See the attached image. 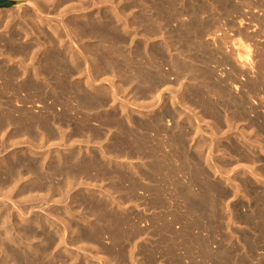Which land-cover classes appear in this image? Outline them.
Listing matches in <instances>:
<instances>
[{"label":"bare ground","instance_id":"bare-ground-1","mask_svg":"<svg viewBox=\"0 0 264 264\" xmlns=\"http://www.w3.org/2000/svg\"><path fill=\"white\" fill-rule=\"evenodd\" d=\"M106 1L50 0L47 1L50 2L49 5V3L44 4V1L41 3L38 0L39 3H31L30 8L26 7L23 10V15H18V17H16V12L15 16L14 12L12 13L10 10H0V154L3 150L6 152L9 148L14 147L15 150V147L18 149L21 146L26 150V155L40 158L32 160L29 159L30 157L20 158L21 152H12V156L8 152L7 156H4L0 161V264H76L79 256L73 251L65 250L72 256L71 259H68L70 256L67 258L68 262L71 260V263H68L60 255L63 245L68 247V245H77L82 242L84 244L86 241V243L89 242L87 245L93 243L94 246V244L101 242L104 234L107 235L108 233L109 236L112 235L114 240H111L115 241V245L120 241L126 243L124 239H121L123 235L126 240H128L127 236L130 235L134 239L137 238L138 242L140 238L146 237L141 234L142 231L145 235L146 227L143 228L144 232L133 226L130 229L129 223L134 218L132 217L130 221L127 219L131 218L128 214V216H124L126 215L124 214L123 217L116 212H110V207L115 206L125 210L127 208L125 205L129 204L133 207L137 206L138 209L140 204L137 202L144 198L146 203H149L147 201L150 198V202L157 207L154 209L159 210L160 207L162 208L160 211L168 209L173 201L182 202L184 212L178 211L175 214L174 211L177 208H182L178 205L176 208L174 204L176 209L173 211L171 208V212L168 210L176 216L177 213L180 216L181 213H186L183 215L190 223L188 221V225L185 219L184 222L188 225L187 231L184 232L181 229H185L186 226L181 227L180 233L177 234L180 236L183 234L181 231L184 232L180 236V238L185 237L182 238L181 243L175 237L171 239L174 243L175 241L180 244L184 242L186 248H184L185 250L182 248V250L186 251L185 255L189 254L187 257L190 260H194V255H196V258L200 257L198 264H208L213 259L207 249L210 247H208L209 240L204 238L202 233L203 231L205 233L206 227L213 226L217 218L222 217L220 203L222 204V201H225L223 204L227 203L228 200L226 201L225 198L230 196V193L211 179V172L214 176H222L221 169H224L222 166L228 165L225 162L220 164L216 160L217 157L222 152L224 156L225 151H229L230 156L235 154V167L233 168L238 170V166H242L243 170H247L246 172L252 176L257 174L254 170L262 162L260 158H255L253 155L258 152L264 154V143L255 140L256 137L253 138L256 135L264 137V113L261 114V110L258 111L260 107H264V105L259 104L261 95L264 96V65L261 61L255 65V59L252 57L254 35L252 37L241 29L238 32V37L233 36V40L230 41L232 48H234L233 51L230 46V49H227L228 46H224L227 52L228 50L233 52L234 55L229 51L233 55L232 58L235 56V60L241 65V70L244 69L238 76H242L241 81L245 83L239 87L236 85V79L235 84H233L234 82L231 84L226 81L227 78L223 79V75H219L221 66L234 63L230 62L231 56L226 55L228 54L226 51H223L226 53L223 54V46H221V50L217 40L218 44L215 43V45L218 48H215L214 45V49L210 47L211 44L208 45V42L205 41V36L213 35L212 37L216 39L217 34L223 31V27L219 26L221 30L217 27L221 20V17H218L221 14L217 13V10L197 3L196 6H193L194 3L193 5H184L179 10L178 4L181 0H169V2L167 0H165L167 2L152 0L149 4L151 5V14H147L146 9L145 12L142 10L138 17L133 15L134 18L131 22L128 19V14L125 13L126 11L123 9L120 13V9L117 11L116 8H119L115 6L117 0H112L113 7H116L114 17L105 16L104 8H98L100 17L97 15L94 17L93 8L98 7L99 2L104 5L108 2ZM130 1L134 8L140 2L148 4L146 0ZM221 1L216 0L215 4L218 3L223 6ZM121 2L122 0L117 2L118 5L119 3L121 5ZM67 5L71 6L67 7ZM51 13L54 16L56 14V18L62 19L58 22L56 19L54 21L51 19L52 17L49 18ZM78 14L83 15L81 20L83 23H77L78 17L75 16H79ZM122 16L123 18H121ZM184 16H187L186 21L182 20ZM249 16L247 17L249 18ZM255 18H251L249 22L254 23ZM227 19L229 18L225 20ZM243 20L239 19L238 22H240L236 25L243 26L245 21ZM119 23L124 27L119 26ZM228 27L231 26L228 25ZM214 28L217 30L215 31ZM133 30L135 37L133 36L129 43L131 46L134 44L135 47L127 54L124 49L128 40L125 35H122V32L130 33V36L131 32H134ZM135 38L138 39L135 40ZM160 38H162V44L155 46L153 42ZM141 43L144 44L143 47L138 45ZM221 43L224 44V41ZM18 58L20 66H7L11 65L12 62L15 64ZM4 61H8L7 64L5 63L6 66ZM233 65L236 66L235 63ZM245 70L248 72L254 70L257 76L252 80L244 79L246 75L241 74H244ZM233 74H235V69ZM232 81H234L233 78ZM227 83L233 87L235 85L234 89L239 91V93L236 92L238 96L233 97L231 95L234 91L230 93L231 89L229 90ZM105 84L107 87L103 86ZM243 89L245 91L242 93ZM21 93L23 94L21 95ZM258 97L260 98L258 99ZM261 99L264 104V97ZM1 100L5 102L2 103ZM15 100L17 101L15 102ZM20 102L22 103L20 104ZM27 102L33 103L32 105L36 103L37 108L42 107L45 111L42 115H31L29 114L30 111L23 110V105L24 103L26 105ZM15 112L16 114L18 112L19 116L14 115ZM138 115H144L148 119L140 120ZM241 122H248L249 127L253 129L251 132L254 131L255 135L249 136L244 129L239 128ZM202 124L204 126L206 124L209 129L208 133L205 132ZM225 127L229 128V131L235 130L237 137L235 143H231L229 148L220 151L219 139L223 135H227L226 140L229 139L228 134L230 132L223 134ZM237 130L238 133H236ZM251 132L248 133L251 134ZM205 136L209 138L206 139ZM95 145L98 147L95 148ZM10 157H13L14 161L10 160ZM136 159L142 161L148 159L145 170L139 168L140 165H135ZM259 174L257 176L260 177L262 173ZM227 181L230 182V180ZM249 181L245 179L239 184L236 180H232L235 182L234 188L236 189L233 198L236 199L243 192V187L250 189ZM31 182L32 184H30ZM195 187H198V193L194 192ZM34 193L37 196H33ZM62 198H66L65 200H68L69 204L62 208L56 206L54 211L46 210L42 206L40 210L45 212V217L37 215L36 219H33L30 216L29 205L34 199L38 200L40 204L47 205L49 201H55L58 205L64 201ZM261 198L259 199L261 200ZM170 201L172 202L170 203ZM79 203L89 210V212L87 211L88 214L99 218V222H97L99 225L91 228V231L87 229V232L84 230L82 233H79L78 229V233L75 234L77 226H73V224L71 226L69 222L71 219L68 220L65 217L76 218V211L71 208V205ZM180 203L178 202V204ZM63 209H65V217L62 216ZM233 209H230L231 212L228 209L231 214L227 213L230 214L228 216L229 223L235 224V210ZM166 213H163L162 217ZM154 215H152V221L157 217ZM183 215L177 216L180 218L179 220L185 218ZM84 216L81 215L80 220L88 223V216ZM137 216L134 220L138 218ZM158 216L161 218V214ZM170 216L168 217L171 218ZM168 217L165 216L164 218L167 219ZM140 220L142 219L140 218ZM251 220H247L248 224H251ZM162 221L160 220L164 225L168 220ZM173 221L171 220V223ZM229 223L228 228H232L230 227L232 224ZM59 224H63L64 227L58 228L60 227ZM138 224L137 227L141 223ZM169 225H171L170 222ZM126 226L129 228L125 229ZM134 226L136 227V223ZM151 226L155 228L152 224ZM189 226L194 227L199 232L193 233V235L190 233L191 228ZM47 229H52L53 234ZM158 229L156 230H161ZM163 230L170 231L168 228L165 229V226ZM157 231L155 235L159 233ZM172 231L173 229H171V235L167 232V236H174L175 232L173 234ZM191 232H193V228ZM177 235L175 236L179 238ZM131 239L127 242L134 241ZM171 239L169 240L172 242ZM165 241L168 242V239ZM159 243L157 244L161 245L160 240ZM121 244L120 247L118 244L114 246L121 248L123 245ZM180 244L177 246L178 249L182 247L179 246ZM195 244H198L199 247L195 248L197 247L194 246ZM135 245L137 244L131 247L139 249L138 245ZM175 245L177 244H171L169 247L172 248ZM165 247H167V243ZM79 248L84 249L83 251L86 250V247L81 248L80 246ZM152 249L151 251L155 253ZM154 249L156 250L155 247ZM172 250L170 249V251ZM134 251L132 250L131 257L124 250L119 251V256L125 258L127 255L126 257H129L130 261L132 258L134 262L131 261L132 264H138V262L135 263L137 259L134 260L137 255ZM172 252L167 254L170 255ZM148 253L146 251V255L143 254L147 256L149 261L156 263V257L150 254V251ZM184 254L183 256H185ZM191 254H194V257L191 258ZM228 256L227 254L225 257H219V264L230 262L232 257ZM182 257L180 256L179 259ZM185 257L183 258L185 259ZM161 258H163L162 255ZM179 259H175L174 264H180ZM104 260L106 258L103 259V262ZM193 264H197V262H193Z\"/></svg>","mask_w":264,"mask_h":264},{"label":"rangeland","instance_id":"rangeland-1","mask_svg":"<svg viewBox=\"0 0 264 264\" xmlns=\"http://www.w3.org/2000/svg\"><path fill=\"white\" fill-rule=\"evenodd\" d=\"M13 1H17V2H19L20 4H19V6H17V7H15V8H3V9H0V10H3V11H6V10H10V11H12V13L13 14H15V16H16V13H17V16L16 17H18V15L19 16H22L23 15V10L27 7V8H30V4L31 3H33V4H35V2L37 3L38 2V0L36 1V0H13ZM32 1V2H31ZM42 1H44V4L46 3H49V5H50V2H47V1H50V0H40V2L42 3ZM99 1V0H98ZM103 1V0H102ZM106 1V0H105ZM108 1V2H107ZM106 2L107 3H105L104 5L102 4V3H98V4H100V5H98V7L96 6V8H93V10L95 11V14H94V17H96V15H97V17H100V12H99V9H101V8H104V10H103V13H106L105 14V16H108V17H114V13H116L115 11H116V9H117V11H119V9H120V11H119V13L121 12V10L123 9L124 11H126L125 13L126 14H128V19L132 22L133 20H132V18H134L133 17V15H135V17H138L141 13H142V10L145 12V9H146V12H147V14L149 13V14H151V12H150V7H151V5H149V4H151V2H152V0H146V2H148V4L146 3V4H144V2L143 3H139L138 4V6L137 7H132V2L130 1V0H127V1H125V0H122V2H121V5H120V3H119V5H118V3L117 2H120V0H117V2H115V6L117 7H119V8H114L113 7V5L114 4H112V0H107ZM115 1V0H114ZM113 1V2H114ZM125 1V2H124ZM135 1H137V0H135ZM165 1V0H164ZM168 2H169V0H167ZM167 1H165V2H167ZM204 1V2H203ZM216 1V0H215ZM215 1L214 0H181L180 1V3L178 4V9L179 10H181L182 8H183V6L184 5H193V3H194V5L193 6H196V3L197 4H204V5H206V6H210L211 7V9L213 10H217L216 12L217 13H219V14H221L220 16H218V17H221L219 20H220V24H218L217 25V27H219V26H221V28H222V30L225 32L226 31V33H224L223 31L221 32L220 31V33H218L217 34V38L216 39H214L212 36L213 35H207V36H205L206 38H205V41L206 42H208L207 44L208 45H210V47L211 48H213L214 49V45H215V43L216 44H218L219 43V45L218 46H223V49L224 50H222V47H221V50H222V52L224 51H226L227 52V49L229 48L230 49V47H231V50L232 49H234V48H232V46H231V44H230V41H232L233 40V38L235 37V38H237L238 37V32L239 31H241V29H242V31H244L245 33H247V34H250L251 36L252 35H254V40L252 41V50H254L253 51V54H252V57L255 59L254 60V62H255V65L257 64V63H259V61H261V63L264 65V0L263 1H261V0H228L227 2H226V0H222L221 1V3H222V5L224 6H221L220 4H215ZM247 1V2H246ZM259 1V2H258ZM110 2V3H109ZM130 2V3H129ZM133 2H134V0H133ZM188 2V3H187ZM191 2V3H190ZM203 2V3H202ZM238 2V3H237ZM249 2H251L250 4H249ZM252 2H254V3H252ZM257 2V3H256ZM261 2V3H260ZM39 3V2H38ZM126 3V4H125ZM128 3V4H127ZM187 3V4H186ZM208 5H207V4ZM224 3V4H223ZM70 4V3H69ZM73 4V3H72ZM103 6H102V5ZM110 4H112V5H110ZM142 4V5H141ZM215 6H214V5ZM231 4V5H230ZM239 4V5H238ZM241 4V5H240ZM252 4H255V5H252ZM259 4V5H258ZM146 5V6H145ZM217 5V6H216ZM243 5V6H242ZM246 5H248V6H246ZM263 5V6H262ZM48 6V5H47ZM66 6V5H65ZM64 6V7H65ZM68 6H71V5H67V7ZM130 6V7H129ZM141 6V7H140ZM180 6V7H179ZM198 6V5H197ZM230 6V7H229ZM237 6V7H236ZM239 6V7H238ZM262 6V7H261ZM114 8V10H113V8ZM209 7V8H210ZM213 7V8H212ZM221 7H222V9H221ZM227 7V8H226ZM258 7H260V8H258ZM66 8V7H65ZM64 8V9H65ZM99 8V9H98ZM127 8V9H126ZM132 8H133V10H136V11H133L132 10ZM224 8H225V10H224ZM235 8H236V10H235ZM238 8V9H237ZM241 8H243V9H241ZM253 8V9H252ZM263 8V9H262ZM149 9V10H148ZM251 10V11H249V10ZM258 9H260V10H262V11H260V10H258ZM105 10H107V11H105ZM112 10V11H111ZM133 12H132V11ZM222 10V11H221ZM239 10V11H238ZM242 10V11H241ZM244 10H246L247 12H245ZM254 10V11H253ZM130 11H131V13H130ZM141 11V12H140ZM226 11V12H225ZM228 11V12H227ZM232 11H234V12H232ZM238 11V12H237ZM253 11V12H252ZM258 11V12H257ZM16 12V13H15ZM22 12V13H21ZM85 12H87V11H85ZM85 12H83L84 14H85ZM130 14H129V13ZM232 12V13H231ZM252 14H251V13ZM256 12V13H255ZM112 13V14H111ZM133 13V14H132ZM140 13V14H139ZM234 13V14H233ZM249 13H250V16H249ZM260 13V14H259ZM11 14V13H10ZM21 14V15H20ZM108 14V15H107ZM114 14V15H113ZM125 14V15H126ZM236 14V15H235ZM246 14V15H245ZM256 16H255V15ZM47 15H49V14H47ZM47 15H45V16H47ZM52 15V16H51ZM72 15H76V14H72ZM79 16H75V17H78V19H76V21H77V23H80L81 22V20H82V14H78ZM81 15V16H80ZM99 15V16H98ZM234 15V16H233ZM240 15H241V17H240ZM252 15H253V17L255 18V20L257 21H254V23L253 22H249L250 21V19L251 18H253L252 17ZM55 16H57L56 14H55ZM54 15H53V13H51L50 14V16H49V18L50 17H52L51 19H54V21H55V19L57 20L56 22H58V21H60L61 19L59 18H56ZM206 17H207V15H205ZM205 16H203V18H205ZM236 16V17H235ZM247 16H249V18L247 17ZM262 16V17H261ZM54 17V18H53ZM127 17V16H126ZM121 18H123V16L121 17ZM223 18H229V19H227V20H225V19H223ZM245 18V19H244ZM258 18H260V19H258ZM18 19V18H17ZM239 19H244L243 21H244V24H243V26H240V25H236V23L237 24H239V22H238V20ZM263 19V20H262ZM182 20H184V21H186L187 20V16H184V17H182ZM262 20V21H261ZM222 21H223V23H222ZM226 21H229V22H226ZM234 21V22H233ZM56 22H53L54 24L56 23ZM226 22V23H225ZM246 22V23H245ZM81 23H83V22H81ZM232 23V24H231ZM251 23V24H250ZM222 24H224V25H222ZM226 24V25H225ZM121 25V23H119V26ZM176 25V24H175ZM228 25L229 26H231L232 27V29L233 30H235V31H233L232 29H231V27H228ZM233 25V26H232ZM261 25V26H260ZM122 26V25H121ZM235 26V27H234ZM249 26V27H248ZM251 26H252V28H251ZM258 28H257V27ZM122 27H124V26H122ZM121 27V28H122ZM242 27V28H241ZM247 27V28H246ZM237 28V29H236ZM245 28V29H244ZM249 28H251V29H253V30H251V29H249ZM219 29H220V27H219ZM231 29V30H230ZM240 29V30H239ZM214 30L216 31L217 29H215L214 28ZM221 30V29H220ZM258 30V31H257ZM134 31V30H133ZM231 31V32H230ZM237 31V32H236ZM247 31V32H246ZM250 31V32H249ZM254 31V32H253ZM260 32V33H259ZM125 33V32H124ZM123 32H122V35H125L126 37H127V45H125V49H124V51L127 53V54H129L130 53V51H131V49H133L135 46H134V44L131 46L130 44L131 43H129V41H131V39L133 38V36H134V34L133 33H135V31L134 32H131V35L129 36V34L130 33H125L124 34ZM223 33V34H222ZM235 33V34H234ZM262 33V34H261ZM262 36H261V35ZM220 35V36H219ZM222 36V37H221ZM234 36V37H233ZM135 37V36H134ZM224 37H226V38H224ZM230 37V38H229ZM231 37H232V39H231ZM253 37V36H252ZM214 39V41H213V39ZM220 40H219V39ZM138 38H135V40H137ZM210 39V40H209ZM212 39V40H211ZM257 39V40H256ZM216 40H217V42H216ZM234 40H236V39H234ZM211 41V42H210ZM220 41V42H219ZM222 41H224V44L223 43H221ZM227 41H228V43H227ZM162 38H160V39H157V41H155V42H153V43H155V46H158V45H160V44H162ZM226 42V43H225ZM254 42V43H253ZM256 42H257V44H256ZM213 43V44H212ZM260 43V44H259ZM157 44V45H156ZM222 44V45H221ZM228 44V45H227ZM27 45V44H26ZM131 47H130V46ZM139 46H141V47H143L144 46V44L143 43H141V44H138ZM257 45V46H256ZM128 46V47H127ZM213 46V47H212ZM224 46H228L227 47V49L226 48H224ZM230 46V47H229ZM260 47V48H259ZM215 48H218L217 47V45H215ZM130 49V50H129ZM226 49V50H225ZM216 50V49H215ZM231 50H228V54H226V53H224L223 52V54H226V55H229V56H231V58H232V56L234 55L233 54V52L231 53ZM262 51V53H261V51ZM229 51H230V53L231 54H233V55H231L230 53H229ZM233 51V50H232ZM221 52V51H220ZM221 52V53H222ZM235 52V51H234ZM260 52V53H259ZM259 53V54H258ZM263 55V56H262ZM255 56V57H254ZM220 57V56H219ZM261 57V58H260ZM252 58V59H253ZM263 58V59H262ZM234 59V60H233ZM18 60H19V58L17 59V61L15 62V64L12 62V64L10 65H7L8 67H12V66H16V67H18V66H20L19 65V62H18ZM20 61V60H19ZM8 62V61H7ZM7 62H3L4 63V65L6 66V64H7ZM18 62V63H17ZM230 62H234L235 63V65L236 66H234L232 63H229V64H227V65H224V66H221L220 68H219V75L221 76V75H223L222 77H223V79H226V81L228 82V83H233V84H235V79L237 80L236 81V85H242L243 83H245V82H243V81H241L242 80V76H238L239 74H240V72H243V70H241V68H240V64L239 63H237V61L235 60V56L230 60ZM6 63V64H5ZM237 63V64H236ZM233 65V66H231V65ZM239 65V66H238ZM216 66V65H215ZM215 66H213V67H215ZM217 67V66H216ZM232 69H231V68ZM237 67V68H236ZM231 69V70H230ZM234 69H235V74H233L234 73ZM246 69V68H245ZM223 70H225V71H223ZM238 70V71H237ZM249 70V69H248ZM248 70H245L244 72L246 73H244V74H241V75H246L245 76V78L244 79H247V80H252V79H254L256 76H257V74H255V72H254V70H250L249 72H248ZM229 71V72H228ZM253 71V72H252ZM222 72V73H221ZM228 73V74H227ZM238 73V74H237ZM252 73H254V74H252ZM232 74V75H231ZM226 75V76H225ZM235 75V76H234ZM233 76V77H232ZM240 77V79H238ZM228 78H231V79H228ZM232 78L234 79V81H232ZM229 80V81H228ZM227 83V85H228V87H229V90H230V93L232 92V91H234V92H232L231 93V95L233 96V97H235V96H238L237 95V93H239V91L237 92L235 89H234V87H235V85H234V87H233V85L232 86H230L229 84ZM238 83H240V84H238ZM103 84H104V82H103ZM106 85V84H105ZM105 85H103L104 87H107V85L105 86ZM233 87V88H232ZM240 87V86H239ZM243 91H245L244 89L242 90V93H243ZM237 92V93H236ZM236 93V94H235ZM23 93H21V95H22ZM262 97H264L263 95H261ZM261 97V98H262ZM260 97H258V99H259ZM259 99L260 101V103L259 104H262V105H264L262 102H261V100L262 99ZM2 101V100H1ZM17 100H15V102H16ZM5 101H2V103H4ZM263 102H264V100H263ZM18 103V102H17ZM22 102H20V104H21ZM28 103V104H27ZM26 103V105H25V103H24V111H27V112H29V114H31V115H42L43 114V112L45 111V109L43 110V108L41 107V108H37V104L36 103H34V105H32L33 103H30L29 104V102H27ZM49 103H51V102H49ZM48 103V105H50ZM19 104V103H18ZM47 104V103H46ZM15 106L17 105V104H14ZM262 105H259V106H262ZM42 106L44 107V105L42 104ZM259 106H258V109H259ZM263 107V106H262ZM262 107H260V109L258 110V111H260V113L261 114H263L264 112H262V111H264V107L262 108ZM16 108H18V107H16ZM28 108V109H27ZM19 109H21V108H19ZM21 109V110H22ZM25 109H27V110H25ZM263 109V110H262ZM40 112H42V113H40ZM58 112V111H57ZM112 112V111H111ZM223 112V111H222ZM38 113H40V114H38ZM223 115H225L224 113H222ZM14 115H18L19 116V113L17 112V114H16V112L14 113ZM34 115V116H35ZM139 116V115H138ZM142 116V117H141ZM140 117V118H139ZM138 118L140 119V120H143V121H145V119L147 120L148 118H146V117H144V115H140ZM142 118V119H141ZM247 123V124H246ZM203 126H204V124H202ZM248 125V126H247ZM241 127V129L243 130H245L246 132H247V134L250 136H253V135H255V132L253 133V132H251L253 129L251 128V127H249V124H248V122H241L240 123V125H239V128ZM204 128V130H205V132H207V131H209V129L206 127V124H205V126L203 127ZM207 129V130H206ZM235 129V128H234ZM226 130V131H225ZM230 129L229 128H227V127H225L224 129H223V134H227V133H229L228 134V137H229V139H227L226 140V136L225 135H223L221 138H224V139H222L221 140V138H220V136H219V144H220V151H223L225 148H229L230 146H231V143H235V138L237 137L236 135H235V130L234 131H229ZM250 130V131H249ZM241 131V130H240ZM233 132H234V134H233ZM251 132V134H249V133ZM208 133V132H207ZM236 133H238V130L236 131ZM222 134V133H221ZM208 136V135H207ZM206 137V136H205ZM257 138V139H255V140H257L258 142H261V143H264V137H262V136H253V138ZM209 137H206V139H208ZM230 142V143H229ZM229 143V144H228ZM96 147H98V146H96L95 145V148ZM63 148V147H62ZM11 149V150H10ZM17 147H15V150H14V147L13 148H9L6 152H4V150H3V152L0 154V161L2 160V158L4 157V156H7V154H8V152H9V154L12 156V152H21L20 154H19V156H21L20 158H22V157H24V158H29V159H40L39 157H35V156H32V155H26V153H25V149L24 148H22L21 146H20V148H18L17 150ZM221 149H223V150H221ZM2 150V149H1ZM20 150V151H19ZM22 151H24V152H22ZM226 153H225V155L223 156V152L222 153H220V155L217 157V161H219V163L220 164H222V163H228V165L227 166H222V167H224V169H221V173H222V176H214L213 174H212V172H211V179H212V181L213 182H215V183H217V184H219L223 189H225L228 193H230L228 196L229 197H227V198H225V200L227 201V203H224L223 204V202H225V201H222V204L220 203V209L222 210L221 211V214H222V217H220L219 219L217 218L215 221H214V225L213 226H210V227H206L205 228V233H204V231H203V237L204 238H206V239H208L209 241V245H208V247L209 248H207L208 249V253L210 254V256L212 257V259H213V261H211V262H209L208 264H219V257H225L227 254L229 255L228 257H232V258H230L231 260H230V262H227V264H264V233H260V232H264V170H263V165H264V154H261V153H259L257 150H255V152H258L257 154H253V155H255L254 157L255 158H260V160L263 162H260V164H259V166H258V168L256 169V170H254L255 172H257V174H256V177H258V178H256L255 177V174L252 176V174H250L249 172H246L247 170H243V167L241 166H238V170H236L237 168H233V167H235V154H232V156H230L231 155V153L229 152V151H225ZM229 152V153H228ZM25 153V155L23 156V154ZM259 154V155H258ZM261 154V155H260ZM221 155H222V157H221ZM263 155V156H262ZM262 156V157H261ZM225 157V158H224ZM223 158V159H222ZM16 159V158H15ZM220 159V160H219ZM10 160H13L14 161V159H13V157H10ZM137 161H135V160H133V161H135V165H140L139 166V168H141L142 170H145L146 169V167H145V165L147 164V162H148V159L147 160H145V159H143V161L142 160H140V159H136ZM145 160V161H144ZM144 164V165H143ZM144 167V168H143ZM227 168V169H226ZM226 169V170H225ZM231 169V170H230ZM233 170V171H232ZM226 171V172H225ZM231 173H230V172ZM244 171V172H243ZM258 173H262L261 175H260V177L259 176H257L258 175ZM230 176H229V175ZM226 176V177H225ZM180 177H182V175H180ZM187 177V176H186ZM227 179V180H230V182L229 181H227L225 178ZM250 177H252V178H250ZM188 178V177H187ZM243 178H245L247 181L248 180H250L248 183L250 184V189H248V187L246 188V187H243L242 188V195L241 194H239L237 197H236V199L235 198H233L234 196H233V194L235 193V188H234V186H235V182H232V180L233 181H237V183H241V182H243L245 179H243ZM260 178V179H259ZM224 179V180H223ZM232 179V180H231ZM184 180L186 181V179L184 178ZM257 180V181H256ZM259 180H262V181H259ZM227 182V183H226ZM251 182H252V184H251ZM257 182V183H256ZM259 182V183H258ZM143 183H145V182H143ZM228 183H230V184H228ZM30 184H32V182L30 183ZM263 184V185H262ZM127 185V184H126ZM231 185V186H230ZM170 187H172V186H170ZM169 187V188H170ZM251 187H252V189H251ZM173 188V187H172ZM171 188V189H172ZM246 188V189H245ZM196 189H198V187H195V189H193L194 190V192L195 193H198V191H199V189L198 190H196ZM196 190V191H195ZM253 191V192H252ZM248 193V194H247ZM251 194V195H250ZM257 194V195H256ZM244 195V196H243ZM31 196V195H30ZM33 196H37L36 195V193H34L33 194ZM32 196V197H33ZM259 196V198H261V200L259 199V198H257ZM244 197V198H243ZM57 198H59L60 199V197H57ZM240 198V199H239ZM63 199V198H62ZM66 198H64L63 200L64 201H61L60 202V204H58L57 205V203L55 202V201H49V203L47 204V205H45L44 203L43 204H40L39 203V201L38 200H33L32 201V203H30V216H32L33 217V219H36V216L38 215V216H44L45 217V215H44V211H42V210H40L41 208L40 207H42L43 206V208H46V210H49V209H51L52 211H54L55 210V208H56V206L57 207H59V208H62V207H64L66 204H69V201L68 200H65ZM145 199V198H144ZM144 199L142 200H139L138 202H140V203H138L137 202V204H140L139 205V207L140 208H138L137 209V206H131V205H129V204H127V205H125V206H127V208H125V207H123V208H125V210H122L121 208H119V207H110V212L112 211V212H116V214H118V215H121V216H123L124 214H126V215H124V216H131V218L129 217V218H127V219H132V217L135 219V216H137V215H140V216H137L138 218L140 217L142 220H140V218H139V220L140 221H142V222H140L139 220H130L131 222L129 223L130 225L129 226H131L130 227V229L132 228V226L134 227V228H139L138 230H143V228H145V231L146 232H144V230H143V232L145 233V235L142 233V231H141V234L143 235V237L144 236H146V237H144L143 239L142 238H140V241H138L137 242V238L136 239H134V238H132V236H127L128 237V240H126V237L123 235L122 237H121V239H124V242H126V243H123V242H121L120 241V243H116V245L118 244V246L120 247V244L122 245L121 246V248H117V247H115L116 245L114 244L115 243V241H113L114 239H113V237H111V236H109L110 234L108 233L107 235H105L104 234V236H103V239L101 238V242L99 243V244H94V246H95V248H94V246H93V243H91L90 245H87V244H89V242H87L86 243V241H85V243L83 244V242L82 243H80V244H77V245H68V247H66L65 245H63V247H62V249H61V251H60V255H62V257H63V259H65L67 262H68V260H67V258L70 256L68 253H67V251L69 250V251H73L75 254H78V256H79V259H78V261L77 262H75L76 264H88V263H90V264H100V262H101V264H132V262H133V260H132V258H131V261H130V259H128L126 256L127 255H129L130 257H131V254H132V250L134 251V253H135V255L137 256H135L134 258V260H136L135 261V263H137L138 262V264H148V262H149V264H174V260L176 259H179L180 258V256L182 257L183 256V254L185 253L186 254V251H183V250H185L184 248H186V246L184 245H182V244H180L181 242L180 241H183V239L185 238H183V237H181L180 238V236H182L183 234H184V232L185 231H187V227H188V225H189V223H190V221L184 216V215H186V213H181L185 218L182 220V218H181V220H179L180 218L179 217H181L180 216V214H178L177 213V216H179V217H177L175 214H176V212H180V211H182V212H184L185 211V209H184V211H183V204H182V202L181 201H176L177 202V204H176V202L175 201H170V203H171V205H172V207H171V205L169 206V210L172 208V210L174 211V209H176L178 206H180L182 209H176V211H174V213L175 214H173V213H170L172 210H170V212H169V210L168 209H165V211H164V209H163V211H160L162 208H160L159 207V210H156V209H154V207H156L155 205H153L151 202H150V198H149V200L147 201V202H149L150 204H151V207H149L150 206V204L149 203H146V202H144ZM259 199V200H258ZM146 200V199H145ZM231 200V201H230ZM68 202V203H66V202ZM143 201V202H142ZM178 202L180 203V204H182V205H180V204H178ZM142 203V204H141ZM169 202H168V204H170ZM257 203V204H256ZM145 204V205H144ZM146 204H149L148 206L146 205ZM173 204H174V206L176 207V208H174V206H173ZM176 204V205H175ZM259 204V205H258ZM78 205V206H77ZM144 205V206H143ZM178 205V206H177ZM232 205V206H231ZM82 206V207H81ZM113 206V205H112ZM124 206V205H123ZM167 206V205H166ZM224 206H226V207H224ZM230 208H229V207ZM259 206V207H258ZM39 207V208H38ZM144 207V208H143ZM147 209H146V208ZM71 208L72 209H75V211H76V215H77V217L76 218H67V216L65 217V215H64V213H65V209H63L62 210V216L63 217H65V219H68V220H70L69 222L71 223V226H72V224H73V226H77V229L75 228V230H76V232H75V230H74V228H73V230H74V232H75V234L76 233H82V232H84V230H85V232H87L88 230L87 229H89V231H91L92 229L91 228H94V227H97L98 225H99V223H97V222H99V218H97V216H91L92 214H88V212H89V210L84 206V205H80V203L79 204H75V205H71ZM78 208V209H77ZM157 208V207H156ZM167 208V207H166ZM229 209V211H230V209L231 208H234L233 210H235L234 211V214H235V219H236V223L234 224H232V223H229V215L231 214L230 212H228V209ZM87 209V210H86ZM116 211H115V210ZM136 209V210H135ZM149 209V210H148ZM263 209V210H262ZM118 210V211H117ZM121 210V211H120ZM142 210V211H141ZM147 210V211H146ZM151 210V211H150ZM254 210V211H253ZM13 211V210H12ZM41 211V212H40ZM88 211V212H87ZM125 211V212H124ZM141 213H140V212ZM158 211V212H157ZM159 211H160V213H159ZM118 212V213H117ZM122 212V213H121ZM128 212V213H127ZM143 212V213H142ZM147 212H149V213H147ZM166 213V215L164 214V217L166 216V217H168V216H170L169 214H172L170 217L171 218H164V217H162L163 216V213ZM230 213V214H228V213ZM254 212H256L255 214H254ZM37 213V214H36ZM79 213V214H78ZM82 213V214H81ZM84 213V214H83ZM134 213V214H133ZM156 213H157V215H156ZM169 213V214H168ZM253 213V214H252ZM35 214V215H34ZM40 214V215H39ZM128 214V215H127ZM136 214V215H135ZM153 214H155L154 215V217L155 216H157V217H159L158 216V214H161V218L159 217V218H157V217H155V220L153 219V221H152V219L151 218H153ZM81 215H85L84 217H87V219L89 220V222L88 223H85V222H83V221H81L80 220V216ZM135 215V216H134ZM151 215V216H150ZM176 217H175V216ZM123 216V217H124ZM145 217V218H143V217ZM93 217V218H92ZM228 217V218H227ZM254 217V218H253ZM256 217V218H255ZM260 217V218H259ZM90 218H92V219H90ZM164 218V219H163ZM176 220H175V219ZM225 218V219H224ZM241 218V219H240ZM143 219H146V220H143ZM150 219H151V222H150ZM185 219H186V221H187V224L188 225H186V222H184L185 221ZM224 219V220H223ZM248 219H252L251 221V224H248V222H247V220ZM67 220V221H68ZM129 220H128V222H129ZM150 222H148V221ZM159 222H158V221ZM160 220L162 221V220H168V221H166L165 222V224L163 225V223H161L160 222ZM171 220H174L173 221V223H171ZM227 220H228V222H227ZM241 220V221H240ZM254 220H256V221H254ZM72 221V222H71ZM75 221V222H74ZM133 221H135V222H133ZM139 221V222H138ZM145 223H144V222ZM155 221H157L158 223H160L158 226H157V224L155 223ZM182 223H181V222ZM188 221H189V223H188ZM224 221V222H223ZM169 222H170V224L171 225H169ZM178 222V223H177ZM218 222V223H217ZM246 224H245V223ZM261 222H262V224H261ZM97 223V224H96ZM135 223H136V227L134 226L135 225ZM138 223H141L140 224V226L139 227H137V225H139ZM148 223V224H147ZM155 223V224H154ZM167 223V224H166ZM176 223V224H175ZM179 223L181 224L180 226H179ZM183 223H185V224H183ZM225 223V224H224ZM228 223L231 225L230 227H232V228H228ZM91 224H93V225H91ZM151 224L153 225V226H155V228L154 227H152L151 226ZM237 224V225H236ZM260 226H259V225ZM63 225V224H62ZM62 225H60L59 224V226L60 227H58V228H63L64 227V225L62 226ZM86 225V226H85ZM143 225V226H142ZM150 225V226H149ZM160 225H162V226H160ZM167 225V226H166ZM172 225H174L173 227H172ZM178 225V226H177ZM182 225H184V226H182ZM235 225V226H234ZM248 225V226H247ZM93 226V227H92ZM162 227V228H160V227ZM164 226H165V229L166 228H168V230H170V231H164L163 230V228H164ZM172 227V228H170V227ZM186 226V227H185ZM87 227V228H86ZM152 227V228H151ZM156 227H158L159 229H161V230H159L158 228H156ZM181 227H185V229H183V228H181ZM191 229V231H192V228H193V232H191L190 231V233H198L199 231L197 230V229H195L194 227H191V226H189ZM221 229H220V228ZM257 227V228H256ZM126 228H129V227H125V229ZM170 228V229H169ZM180 228L182 229V230H184V232H182L181 231V233H183L182 235H177V234H179L180 233ZM79 229V230H78ZM82 229V230H81ZM156 229H158L159 231H157ZM171 229H173V234H174V232H175V234H174V236L172 235V237H170V235H171ZM178 229V230H177ZM216 229V230H215ZM231 229V230H230ZM254 229V230H253ZM50 230V232L53 234V230L52 229H47V231H49ZM77 230H78V232H77ZM157 232H161L162 234H157L156 233V235H155V232L156 231ZM163 230V231H162ZM175 230V231H174ZM196 230V231H195ZM208 230V231H207ZM228 230V231H227ZM211 231V232H210ZM232 231V232H231ZM151 232V233H150ZM163 232H165L164 234H166L167 232H169L168 234H170V235H168L167 236V234L166 235H164L163 234ZM177 232V233H176ZM231 232V233H230ZM152 233H154V234H152ZM187 233V232H186ZM234 233V234H233ZM140 234V237H142V235ZM150 234V235H149ZM231 234V235H230ZM148 235V236H147ZM159 235V236H158ZM161 235V236H160ZM175 235H177V236H179V238L178 237H176ZM194 235V234H193ZM152 236V237H151ZM163 236V237H162ZM197 236V235H196ZM263 236V237H262ZM102 237V236H101ZM149 237V238H148ZM160 239H159V238ZM170 237V238H169ZM173 237H175L176 238V240L178 241V242H180V243H178V242H176L175 241V238H174V241H175V243L173 242V239H171V238H173ZM186 237H188L189 238V236H186ZM132 238V239H131ZM139 238V237H138ZM154 238V239H153ZM165 238H167L168 239V242L170 241L169 239H171L172 240V242H171V244L172 245H174V244H177V245H175L176 246V248H177V250H176V248H175V246H173L172 248H170L169 247V245H171L170 244V242H169V244H168V242H166L165 240H167V239H165ZM183 238V239H182ZM110 241H109V240ZM111 239H113V240H111ZM131 239V241H133V242H127V241H129ZM157 239V240H156ZM161 241V245L163 246H161V245H159L160 243H159V240ZM163 239H164V242H162L163 241ZM251 239V240H250ZM139 240V239H138ZM155 240V241H154ZM257 240V241H256ZM109 242V243H107V242ZM123 241V240H122ZM113 244H111V243ZM154 242V243H153ZM251 242V243H250ZM157 243H159V244H157ZM162 243H164V244H162ZM166 243H167V247H169L168 249H165V248H167V247H165L164 248V246H166ZM174 243V244H173ZM106 244V245H105ZM108 244V245H107ZM126 244V245H125ZM129 244V245H128ZM132 244V245H131ZM134 244H137L138 245V248L139 249H133L134 247H131V246H134ZM178 244H180L179 246H182L181 248L179 247V249H178ZM105 245V246H104ZM115 245V246H114ZM137 245H135V246H137ZM143 245V246H142ZM148 247H147V246ZM155 245V246H154ZM157 245H159L160 247H162L163 249H164V252H162L163 251V249L162 248H160L159 246H157ZM65 246V247H64ZM81 246V248H85L86 247V250L85 251H83V250H81L80 248L78 249V247H80ZM97 246V247H96ZM104 246V247H103ZM111 246H112V249H110L111 248ZM114 246V247H113ZM152 246V247H151ZM194 246H197V247H195V248H198L199 246H198V244H195ZM243 246H245V247H243ZM71 247V248H70ZM75 247V248H74ZM102 247V248H101ZM141 247V248H140ZM147 247V249H145ZM154 247L156 248V250H159V251H156L155 249H154ZM66 248V249H65ZM96 248H97V251L95 252V250H96ZM104 248V251H102V249ZM115 248V249H114ZM125 248V249H124ZM136 248V247H135ZM149 248V249H148ZM151 248H153L152 250L155 252V253H153L152 251H151ZM182 248H183V250H182ZM212 248V249H211ZM245 248V249H244ZM255 248V249H254ZM75 249V250H74ZM95 249V250H94ZM109 249V250H108ZM115 251H114V250ZM124 250V252L127 254H125L124 256H125V258H122V257H120L119 256V251H123ZM170 249L172 250H174V252H172V251H170ZM226 249V250H225ZM65 250H67L66 252H65ZM99 250V251H98ZM107 250V251H106ZM130 250H131V253H130ZM147 251V253L150 251V254H152L154 257H156L155 258V260H156V263H152L151 261H149L148 260V258H147V256H144V254L146 255V251ZM166 250H168L169 252H172L170 255H168L167 253H169L168 251L165 253V251ZM176 250V251H175ZM216 250V251H215ZM249 250V251H248ZM109 251V252H108ZM118 253H117V252ZM223 251L226 253H224L223 254ZM232 251V252H231ZM247 251V252H246ZM101 252V253H100ZM107 252V253H106ZM114 252H115V254H114ZM140 252V253H139ZM162 252V253H161ZM197 253H198V250L196 251ZM196 252H195V254H196ZM228 252V253H227ZM251 252V253H250ZM85 253H87V254H85ZM91 253V254H90ZM112 253V254H111ZM118 254V256H117V254ZM144 253V254H143ZM157 253H160L159 255L157 254ZM163 253H165L164 254V256H163ZM174 253V255L176 256H174V255H172ZM177 253V254H176ZM96 254H99L98 256L96 255ZM115 256H114V255ZM149 254V253H148ZM180 254V255H179ZM184 254V255H185ZM224 256H223V255ZM161 255H162V257L163 258H161ZM189 255V254H188ZM188 255H185V256H183V257H185V259L182 257L181 259H179L181 262H180V264H193V262L194 263H196L197 262V264L200 262V257L198 256L197 258H196V255H190L191 256V258L192 257H194V260L193 259H189L188 257ZM219 255V256H218ZM247 255H249V256H247ZM81 256V257H80ZM83 256H84V258H83ZM89 256H90V258H89ZM94 256V257H93ZM95 256H96V258H95ZM99 256H100V258H99ZM104 256V257H103ZM166 256H169V257H166ZM173 256V257H172ZM188 256V257H187ZM71 257L72 256H70L68 259H71ZM92 257V258H91ZM114 257V258H113ZM120 257V258H119ZM147 259H146V258ZM164 257H165V259H164ZM178 257V258H177ZM81 258V259H80ZM83 258V259H82ZM102 258V260H100ZM106 258V260H104V262H103V259H105ZM161 258V259H160ZM196 258V259H195ZM252 258V259H251ZM86 259V260H85ZM114 259V260H113ZM116 259V260H115ZM126 259H127V261H126ZM164 259V260H163ZM246 259H248V260H246ZM82 261L81 263H79L80 261ZM94 260V261H93ZM97 260V261H96ZM140 262H139V261ZM157 260H158V262H157ZM160 260V261H159ZM178 260V261H179ZM71 260H69V262L68 263H71L70 262ZM92 261V262H91ZM121 261V262H120ZM186 261V262H185ZM190 261V262H189ZM232 261V262H231ZM236 261V262H235ZM87 262V263H86ZM96 262V263H95ZM111 262V263H110ZM124 262V263H123ZM261 262V263H260ZM134 263V262H133Z\"/></svg>","mask_w":264,"mask_h":264},{"label":"water","instance_id":"water-1","mask_svg":"<svg viewBox=\"0 0 264 264\" xmlns=\"http://www.w3.org/2000/svg\"><path fill=\"white\" fill-rule=\"evenodd\" d=\"M19 2L13 0H0V9L3 8H15L19 6Z\"/></svg>","mask_w":264,"mask_h":264}]
</instances>
